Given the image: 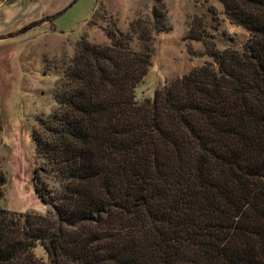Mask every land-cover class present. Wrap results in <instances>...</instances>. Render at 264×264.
<instances>
[{
    "label": "trees",
    "instance_id": "obj_1",
    "mask_svg": "<svg viewBox=\"0 0 264 264\" xmlns=\"http://www.w3.org/2000/svg\"><path fill=\"white\" fill-rule=\"evenodd\" d=\"M221 2L242 50L207 49L151 98L146 40L82 36L32 135L50 209L0 207V264H39L37 244L46 264H264V0Z\"/></svg>",
    "mask_w": 264,
    "mask_h": 264
},
{
    "label": "rangeland",
    "instance_id": "obj_2",
    "mask_svg": "<svg viewBox=\"0 0 264 264\" xmlns=\"http://www.w3.org/2000/svg\"><path fill=\"white\" fill-rule=\"evenodd\" d=\"M223 11L221 0L1 2L0 171L5 184L0 207L39 214L50 209L32 184L33 169L39 164L32 135L40 132V120L54 110L59 71L76 52L82 36L101 45L108 42L107 32L120 30L133 32L131 40L136 42L146 40L136 43L141 44L140 50H150L151 60L136 87L137 99L141 100L151 98L166 81L211 61L206 55L209 48L242 50L249 34L230 24ZM154 26L167 29L155 31ZM188 34L192 38H186ZM33 255L39 264H46L42 245H36Z\"/></svg>",
    "mask_w": 264,
    "mask_h": 264
}]
</instances>
